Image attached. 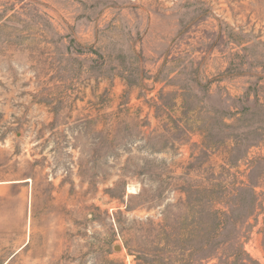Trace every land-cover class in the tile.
Here are the masks:
<instances>
[{
    "label": "rangeland",
    "instance_id": "obj_1",
    "mask_svg": "<svg viewBox=\"0 0 264 264\" xmlns=\"http://www.w3.org/2000/svg\"><path fill=\"white\" fill-rule=\"evenodd\" d=\"M0 264H264V0H0Z\"/></svg>",
    "mask_w": 264,
    "mask_h": 264
},
{
    "label": "bare ground",
    "instance_id": "obj_2",
    "mask_svg": "<svg viewBox=\"0 0 264 264\" xmlns=\"http://www.w3.org/2000/svg\"><path fill=\"white\" fill-rule=\"evenodd\" d=\"M128 191V190H127Z\"/></svg>",
    "mask_w": 264,
    "mask_h": 264
}]
</instances>
